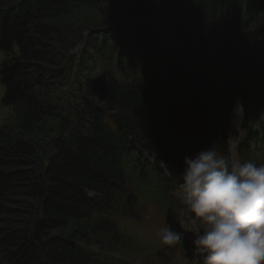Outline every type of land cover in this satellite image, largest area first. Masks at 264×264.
<instances>
[{
	"label": "trees",
	"instance_id": "trees-1",
	"mask_svg": "<svg viewBox=\"0 0 264 264\" xmlns=\"http://www.w3.org/2000/svg\"><path fill=\"white\" fill-rule=\"evenodd\" d=\"M84 5L108 13L73 71ZM0 51V264H112L89 248L117 249L134 198L173 216L184 158L227 154L238 103L237 151L264 159V0H0Z\"/></svg>",
	"mask_w": 264,
	"mask_h": 264
},
{
	"label": "clouds",
	"instance_id": "clouds-1",
	"mask_svg": "<svg viewBox=\"0 0 264 264\" xmlns=\"http://www.w3.org/2000/svg\"><path fill=\"white\" fill-rule=\"evenodd\" d=\"M173 197L176 223L193 237L188 264H264V164L211 145L184 158ZM157 235L165 246L183 239L166 222Z\"/></svg>",
	"mask_w": 264,
	"mask_h": 264
},
{
	"label": "rangeland",
	"instance_id": "rangeland-1",
	"mask_svg": "<svg viewBox=\"0 0 264 264\" xmlns=\"http://www.w3.org/2000/svg\"><path fill=\"white\" fill-rule=\"evenodd\" d=\"M106 13H108V10L107 12H104L102 9H100V7L94 8L84 5L78 7V9L73 12L72 15L74 24L66 22L67 28L70 30L71 34H73L71 41L79 42V44L72 47V50L69 51L70 54H68V57L74 61V63H72L73 71H75L77 66H81V63H78V60L82 55L83 48L86 46L83 43L80 44V42L84 39H87L94 25L104 22L103 18ZM153 32L156 35L154 42H156L162 52L165 51L164 53L167 52L172 55H175L174 53H178V41L170 31L163 30L161 28H154ZM90 55L93 56L92 53ZM3 58V54L0 51V65L3 61ZM69 65H71V63H68V67ZM73 75L74 74L72 73L71 79ZM72 88V84L64 87L62 89V95L68 98V95L70 94L69 92H71ZM3 95L4 87L0 83V101ZM239 113H232L231 115L232 118L229 131V148L227 154L225 155H229L233 158L238 157L241 160H252L248 157H242L237 151L239 143L245 138L246 135V129L243 125V116H239ZM12 120V108L2 106L0 104V129L5 124L12 122ZM48 123L49 122H47V124ZM237 126L243 128V133L236 130ZM47 134L48 133H46L45 136ZM53 134L54 133H52V135ZM209 146H211V144L205 146L203 150L208 149ZM212 146L217 149V146ZM262 156L264 157V154H262ZM252 161H254L257 165L264 164V159H261L259 156H255L254 160ZM178 181L172 183L170 186L172 197ZM133 201V204L125 209L124 213L116 217L117 229L119 230L120 234H122L121 243L118 245L117 249H115L113 252L102 251V253L95 246L90 247L89 249L103 254L104 257L102 256V259H105L112 264H188V260L193 258V237L190 233H184L176 223V212L174 211V215L171 216L160 205L149 204L140 198H134ZM165 222L171 225L175 231L182 234L183 239L181 243L175 246H165L160 242L157 232Z\"/></svg>",
	"mask_w": 264,
	"mask_h": 264
},
{
	"label": "bare ground",
	"instance_id": "bare-ground-1",
	"mask_svg": "<svg viewBox=\"0 0 264 264\" xmlns=\"http://www.w3.org/2000/svg\"><path fill=\"white\" fill-rule=\"evenodd\" d=\"M232 113H233V114H237V113H239V105H238V104L234 107V109L232 110ZM242 114H243V113L240 112V113H239V116L242 115Z\"/></svg>",
	"mask_w": 264,
	"mask_h": 264
}]
</instances>
